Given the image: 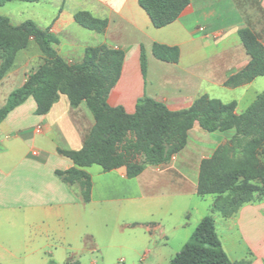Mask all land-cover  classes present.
<instances>
[{
	"label": "crops",
	"instance_id": "1",
	"mask_svg": "<svg viewBox=\"0 0 264 264\" xmlns=\"http://www.w3.org/2000/svg\"><path fill=\"white\" fill-rule=\"evenodd\" d=\"M80 11L107 19L105 30L100 33L77 24L73 15ZM0 15L14 25L29 19L48 29L55 37L57 54L69 62H79L86 46L123 51L120 77L107 102L121 105L128 113L143 95L176 110L190 106L201 94L237 103L234 94L228 96L230 92L264 85V75L236 87L224 85L250 59L238 30L251 28L264 45V0H190L174 21L158 28L138 0H10L0 5ZM154 42L177 46L178 61L155 58ZM141 46L147 60L144 76L139 65ZM27 64H14L0 78V107L31 72ZM35 107L30 96L0 122V264H78L75 257L93 250L98 234L112 241L139 234L142 248L134 252L149 264H168L175 255L168 260L171 251H176L169 244L181 247L191 228L212 213L214 195H199L196 183L200 160L218 146L207 144L211 152L203 154L205 145L198 136L214 132H205L195 123L188 143L170 161L147 165L133 178L126 176L124 167L110 171L96 164L84 167L92 185L89 201L83 202L79 186L65 184L56 171L73 166L58 149L82 146L94 124L90 110L84 101L71 106L63 93L46 113L37 114ZM236 112H242L238 104ZM207 195L212 196L210 201L199 204ZM196 196L197 206H191ZM106 214L117 216L110 230L100 229V218ZM217 216L216 226L224 227L225 239L237 241L224 246L228 257L264 264V199L242 205L229 218Z\"/></svg>",
	"mask_w": 264,
	"mask_h": 264
},
{
	"label": "trees",
	"instance_id": "2",
	"mask_svg": "<svg viewBox=\"0 0 264 264\" xmlns=\"http://www.w3.org/2000/svg\"><path fill=\"white\" fill-rule=\"evenodd\" d=\"M10 0H0V5ZM35 2L38 0H19ZM190 0H138L154 27L174 21ZM73 18L83 28L103 32L107 19L76 12ZM242 45L250 59L240 71L224 81L236 87L264 75V45L249 27L238 30ZM33 40L44 55V63L28 73L25 81L12 89L0 107V122L28 97L35 101V112L46 113L60 93L66 94L75 107L84 101L94 124L77 150L58 149L72 160L73 166L56 171L67 185L77 184L83 202L90 199L91 177L84 167L96 164L103 171L125 168L128 178L140 174L147 165H159L172 159L186 144L188 131L195 123L205 132L233 130L232 137L218 145L200 160L197 193L213 194L212 213L204 215L187 241L168 264H248L247 259L231 260L216 232L213 213L222 218L233 216L239 208L254 202L257 187L248 176L264 177L257 151L264 142V90L240 113L236 101L201 94L186 108L172 110L159 100L143 95L136 100L132 113L121 105L111 106L107 97L120 77L123 51L102 45L86 46L79 62L69 63L53 47L55 37L48 29L39 28L32 20L14 25L0 15V78L12 66L16 53ZM152 55L165 62H177L179 48L154 42ZM140 72L147 69L143 46L139 54ZM169 130L166 134L160 133ZM264 191V186L261 188Z\"/></svg>",
	"mask_w": 264,
	"mask_h": 264
},
{
	"label": "rangeland",
	"instance_id": "3",
	"mask_svg": "<svg viewBox=\"0 0 264 264\" xmlns=\"http://www.w3.org/2000/svg\"><path fill=\"white\" fill-rule=\"evenodd\" d=\"M27 61L28 64L26 69H29L31 71L37 68L42 63H44V55L41 53L37 44L33 40H29L27 46L25 48L20 49L16 53L12 66L14 64L19 66ZM69 63H76V62H69ZM263 90H264V85H255L249 88L248 91L246 90L244 91L243 89H235L232 92H230L228 96H233L234 94L235 98L238 99L236 103L238 104V108H240L243 111L246 108V106L253 100L255 94H258ZM168 131L169 130H166L165 132H160V133L166 134ZM233 132H234L233 130H229L226 132H214L204 136V138L202 136H198L199 139L201 140L203 139V141L201 142L205 145V148H201L202 149L201 153L204 154L206 152H211L210 150H208L207 144L209 145L211 144V146H213L214 143L220 145L222 144V142L228 141L232 137ZM187 143H188V134H187L186 144ZM186 154L189 156L192 155V153L190 154V152H187ZM257 157L260 165L264 166V142L257 151ZM94 167H98V166L94 165L93 168ZM248 181L258 188L257 191L253 192L252 194L253 197L255 198L254 202L262 201L264 199V191H262L261 188L264 186V177L258 175H250L248 176ZM211 197H212L211 195L205 196L204 199L207 200H200L201 202H199V204L204 203V201H210L209 199H211ZM198 199L199 198L197 196L191 199L190 205L197 206L196 201H198ZM214 215L217 222L219 217L217 216L216 213ZM116 217L117 216L115 214L111 216L109 214L103 215L100 218V229L110 230L118 222L116 221ZM187 218L188 217H186V219ZM216 227L223 248H225L224 246L226 245H231L233 243L237 244V241H234L232 238L225 239V236L223 235L224 233L223 226L217 224ZM194 228L195 227H192L191 230L193 231ZM135 231L140 232L142 230L138 229ZM136 235H137L136 238H126L123 240L112 241L111 238L108 237V235L106 236L104 234H100V235L98 234V236L95 237V239H93L95 248L93 250L82 251L75 258L78 260L79 262L78 264H149L146 259H142L141 256H138L136 252H134L133 250V249H137V250L141 249L143 244L142 241L139 239V234ZM90 241L91 240L88 239L87 243L89 244ZM126 245L131 246V248L125 247ZM169 245H171V247L173 246V248L175 247L176 251H171L172 253L168 258V260L173 256V254H175V252H177L183 246L182 245L181 247H176V245H173V243H170ZM234 254H236L237 256L238 254L240 255V253L236 251ZM58 264H63V263H58ZM163 264H167V261Z\"/></svg>",
	"mask_w": 264,
	"mask_h": 264
}]
</instances>
